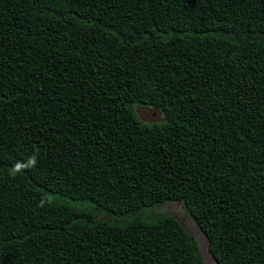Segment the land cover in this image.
Wrapping results in <instances>:
<instances>
[{"label":"trees","instance_id":"16d2710c","mask_svg":"<svg viewBox=\"0 0 264 264\" xmlns=\"http://www.w3.org/2000/svg\"><path fill=\"white\" fill-rule=\"evenodd\" d=\"M171 200L264 264V0H0V264H204Z\"/></svg>","mask_w":264,"mask_h":264},{"label":"rangeland","instance_id":"374dc122","mask_svg":"<svg viewBox=\"0 0 264 264\" xmlns=\"http://www.w3.org/2000/svg\"><path fill=\"white\" fill-rule=\"evenodd\" d=\"M138 112L144 119H157L160 117L158 110L153 108H147L144 106L138 107ZM160 211L173 214L176 218L181 220L186 229L191 232L197 239L199 250L202 254L204 264H218L212 257L208 249V241L204 232L199 228L197 223L190 215H187L184 211L183 203L179 200H171L163 203L159 208Z\"/></svg>","mask_w":264,"mask_h":264},{"label":"clouds","instance_id":"9594fccd","mask_svg":"<svg viewBox=\"0 0 264 264\" xmlns=\"http://www.w3.org/2000/svg\"><path fill=\"white\" fill-rule=\"evenodd\" d=\"M35 158H33V160H34Z\"/></svg>","mask_w":264,"mask_h":264}]
</instances>
